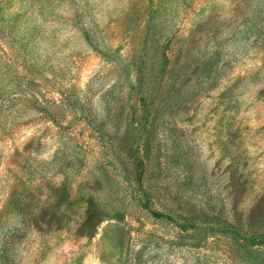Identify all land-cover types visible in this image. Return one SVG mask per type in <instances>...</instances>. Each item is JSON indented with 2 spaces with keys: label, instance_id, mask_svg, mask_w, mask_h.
Listing matches in <instances>:
<instances>
[{
  "label": "rangeland",
  "instance_id": "obj_1",
  "mask_svg": "<svg viewBox=\"0 0 264 264\" xmlns=\"http://www.w3.org/2000/svg\"><path fill=\"white\" fill-rule=\"evenodd\" d=\"M0 264H264V0H0Z\"/></svg>",
  "mask_w": 264,
  "mask_h": 264
}]
</instances>
